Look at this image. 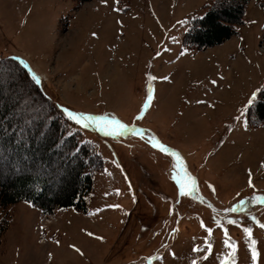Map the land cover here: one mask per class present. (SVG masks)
Here are the masks:
<instances>
[{
    "label": "rangeland",
    "instance_id": "1",
    "mask_svg": "<svg viewBox=\"0 0 264 264\" xmlns=\"http://www.w3.org/2000/svg\"><path fill=\"white\" fill-rule=\"evenodd\" d=\"M214 1L0 0V56L24 60L56 110L114 116L145 130L144 140L113 138L68 122L103 163L85 212L67 208L45 218L26 202L0 208V221L8 219L0 264H220L230 251L224 228L237 244L235 264H252L244 227L252 228L257 264H264V229L256 222L264 223V204L253 202L264 195V122L251 125L247 117L264 88V0H248L237 35L196 50L185 37ZM149 75L157 77L154 99L137 119ZM4 80L0 99L7 102L14 95ZM148 135L179 156L153 149ZM12 154L0 146V185L34 171L54 194L68 176L65 158L53 153ZM178 174L189 189L188 177L196 181L194 194L179 195ZM240 200L243 211L225 212ZM42 219L49 224L39 242Z\"/></svg>",
    "mask_w": 264,
    "mask_h": 264
},
{
    "label": "trees",
    "instance_id": "2",
    "mask_svg": "<svg viewBox=\"0 0 264 264\" xmlns=\"http://www.w3.org/2000/svg\"><path fill=\"white\" fill-rule=\"evenodd\" d=\"M90 1L76 0L78 6ZM247 3L248 0H215L203 18L191 26L185 42L196 50H203L229 40L237 34L235 26L242 24ZM26 73L17 60L0 56V77L4 76L5 87L12 89L14 95L13 100L7 102L0 99V146L14 151L15 157L53 153L58 159L65 158L69 171L54 194L46 190L48 180L35 175L34 171L14 177L0 185V208L4 210L24 201L47 214L67 208L85 212L84 196L92 189L93 175L102 170V160L92 145L83 141L79 131L71 130L68 123L71 121H65L62 113L52 105V99L38 85L29 83L30 94L25 93ZM2 90L0 85V92ZM23 101L28 102L25 109L21 108ZM247 117L251 125L264 122V88ZM73 161L76 165H72ZM0 222L1 236L8 219Z\"/></svg>",
    "mask_w": 264,
    "mask_h": 264
},
{
    "label": "snow or ice",
    "instance_id": "3",
    "mask_svg": "<svg viewBox=\"0 0 264 264\" xmlns=\"http://www.w3.org/2000/svg\"><path fill=\"white\" fill-rule=\"evenodd\" d=\"M102 2L106 4L107 0H102ZM19 64H21L25 69H27V73L25 74L24 81H23V87L25 89V93L30 94V90L28 88L29 83L34 82V85H40L42 82L40 78L35 74V72L32 71L31 67L24 60L20 59ZM28 77H30V80L28 79ZM156 79L157 77L155 76H152V75L148 76L149 86L147 90L146 100L144 103V107L141 109V114L140 116L137 117V119L143 118L144 113L148 110V108L150 107L154 99V91H153L151 82ZM164 79H167V77H164ZM62 115H64L68 121H72L76 125H80L83 128L96 127L105 136L117 138V137H122V136L133 135V136L139 137L141 140L145 139V130L143 128H140L135 124L133 125L124 124L114 116L109 118L108 115L97 116V115H92V114H86V113L72 111L68 109L67 107H62ZM147 142L153 149H157L163 154L177 156V157L179 156V153L173 152V150L170 147H167L164 143H162L154 135H148ZM249 175L251 176V173H249ZM184 176L187 177L188 174L185 172ZM188 179L191 180L190 189L188 188L187 182L181 175L178 174L175 176V180L179 186V195L181 197L192 195L196 191V181L192 179L191 177H188ZM248 183H249V187H254L251 179H249ZM253 202L258 203V204H264V195L254 196ZM244 205H245V201L240 200L233 207L226 209L225 212L234 213L238 211H243ZM114 207H118V206H114ZM213 211L215 212L216 209L213 208ZM252 219L255 220L256 218L252 217ZM256 222L259 224V227L261 229H264V223H260L259 221H256ZM215 223L219 225L220 221L216 220ZM228 223L232 225H236V224H239V221L235 219H228ZM201 227H204L203 222L201 223ZM205 230L208 233V236L211 237L213 233V229L211 227H207ZM243 232L245 234L246 239L249 241V248L251 251L252 264H257L259 253L256 248L257 241L252 239L253 230L250 227H244ZM222 244L226 249H229L230 251L220 261V264H235V254L237 251V244L229 236L227 228H224ZM212 248H213V243L211 241L206 242V250L209 253H211ZM76 251H80V250L76 249ZM193 251H200V249L194 248ZM206 258L207 257H205V259ZM192 264H196V261L193 260Z\"/></svg>",
    "mask_w": 264,
    "mask_h": 264
}]
</instances>
